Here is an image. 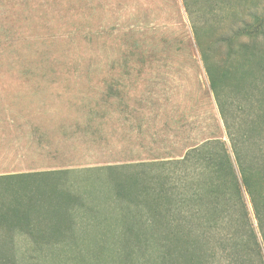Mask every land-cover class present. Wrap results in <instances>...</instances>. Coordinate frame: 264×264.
<instances>
[{
    "label": "rangeland",
    "instance_id": "obj_1",
    "mask_svg": "<svg viewBox=\"0 0 264 264\" xmlns=\"http://www.w3.org/2000/svg\"><path fill=\"white\" fill-rule=\"evenodd\" d=\"M230 135L264 183V0H0V176L58 171L32 204L0 182V264H264L214 173L181 161L220 141L237 171ZM137 162L157 165L108 167Z\"/></svg>",
    "mask_w": 264,
    "mask_h": 264
},
{
    "label": "trees",
    "instance_id": "obj_2",
    "mask_svg": "<svg viewBox=\"0 0 264 264\" xmlns=\"http://www.w3.org/2000/svg\"><path fill=\"white\" fill-rule=\"evenodd\" d=\"M205 71L209 78L210 89L217 97L216 85L218 83V79L213 75L209 67L206 66ZM220 114L222 118L225 120L221 107H220ZM226 128L228 127L226 126ZM235 140H236L235 137H233L232 135L229 136V141L231 143L232 154L234 156V161L236 164L237 171L232 165V162L224 149L223 143L220 141H215V142L210 141L209 143L206 142L204 146L196 147L189 150L181 159V161L186 162L187 160H189V157L191 155H194L199 162L202 161L201 168L204 171L210 169L211 172L214 173V177L211 180V185L216 186L218 189H220L222 196L228 197V200H230L229 210H233V209L237 210L236 206H239L242 211L243 219L241 218V220L243 221L238 222L239 219L236 220L233 219L232 217L228 218V221L231 223V225H236L235 228L242 227L243 230L247 229L249 231L248 234L253 238L257 250L260 249L259 244H261L264 252V183L256 182L253 180V177L255 176L256 172H258V169L255 168V164L262 165V163L259 162V160L255 159V164L252 161L246 164L244 158L241 157V155L237 150V146H236L237 142ZM212 143L219 144L222 148L221 150L222 153L220 154V158L218 159V161L220 162L222 160L221 164L213 163L214 157L212 153H205L206 147ZM156 163L157 162L125 163V164H119L108 167H116V169L128 168V170H133L134 168L138 169V168L156 166L157 165ZM224 167L226 171L225 175L222 174V169ZM57 172L58 171H44V172H26V173H18V174L1 175L0 182L2 184H5L8 182L16 181V183L5 186L4 188L5 189L18 188V190L20 191L22 190L21 195H24L26 197L25 201L28 200V202L32 204L34 203V201L42 200V198L39 197L36 198L38 191L42 190L41 185L37 184L36 179L43 176H48V175L51 176L53 173H57ZM131 176L133 179L132 183L138 186L143 184L141 189L144 191L143 192L144 194H146V192H152L150 187L144 185L145 183L139 180V178H141L142 180V176H138L136 174H132ZM260 179L262 178L260 177ZM216 195L219 196V192L216 191ZM147 197H151V195ZM248 207H250V212L253 216L254 221L256 222L255 228H252V225L249 222ZM257 235L259 236L261 243L257 241ZM231 240L233 243L232 245L233 248L237 249L243 241V236L237 235V230H235L231 235ZM225 257H227L230 262H239L240 260V257H238L235 253L232 254V257L230 256H225Z\"/></svg>",
    "mask_w": 264,
    "mask_h": 264
},
{
    "label": "crops",
    "instance_id": "obj_3",
    "mask_svg": "<svg viewBox=\"0 0 264 264\" xmlns=\"http://www.w3.org/2000/svg\"><path fill=\"white\" fill-rule=\"evenodd\" d=\"M159 217H161V216H150V215H130V217L128 218V220H130V221H139V222H146L148 225L147 226H149L150 225V223L149 222H152V221H154V220H156V221H164V220H166V218H159ZM146 223H144V224H146ZM152 225V224H151ZM155 227H157L158 228V225H155ZM152 228H153V225H152ZM137 243H143V240H141V241H132V244H137ZM131 245V244H130Z\"/></svg>",
    "mask_w": 264,
    "mask_h": 264
}]
</instances>
